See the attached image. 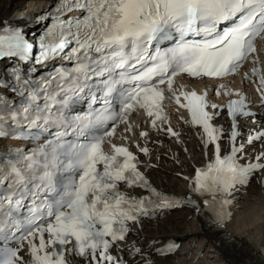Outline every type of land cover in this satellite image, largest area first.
<instances>
[{
	"label": "snow or ice",
	"instance_id": "1",
	"mask_svg": "<svg viewBox=\"0 0 264 264\" xmlns=\"http://www.w3.org/2000/svg\"><path fill=\"white\" fill-rule=\"evenodd\" d=\"M33 19L43 31L31 40L25 26L0 21V139L33 145L0 151V264H128L113 250L131 255L124 242L142 217L184 204L199 212L190 196L152 187L137 155L112 142L121 125L133 131L134 113L152 129L168 124L165 101L202 129L205 149L213 146L214 159L195 170L190 193L203 198L216 226L226 227L233 191L264 172V153L241 163L238 118L255 114L226 83L251 64L242 82L254 84L264 111L257 48L264 0H56ZM56 60L63 63L37 75L36 65ZM178 77L211 84L216 97H238L225 106L228 153L222 155L223 129L214 124L224 109L209 103L207 89L198 94L177 85ZM81 102L87 111L76 110ZM163 130L179 137L172 127ZM148 135L139 132L140 139ZM256 141L264 143V130L249 134L247 143ZM136 147L149 155L148 147ZM177 248L170 244L159 255Z\"/></svg>",
	"mask_w": 264,
	"mask_h": 264
},
{
	"label": "bare ground",
	"instance_id": "2",
	"mask_svg": "<svg viewBox=\"0 0 264 264\" xmlns=\"http://www.w3.org/2000/svg\"><path fill=\"white\" fill-rule=\"evenodd\" d=\"M53 1L36 0L38 6H33L29 12L46 7ZM24 4L25 0H0V21L6 23L19 18L20 13L16 12ZM169 114L170 125L179 132V137L169 135L163 130L166 129L164 125L158 124L157 129H152L149 123H145L136 128L137 120L136 127H132L131 141L127 144L139 156L143 171L147 172L158 189L185 195L190 189L195 170L212 160L214 151L211 145L208 149L204 148L202 129L184 122L187 112L177 111L173 106ZM258 118H261L260 123L264 127V116L261 114ZM214 124L223 129L220 140L223 155L228 150V127L222 112ZM249 126H239L240 137L249 133ZM137 131H147L149 135L140 139L135 137ZM126 137L127 134H123L117 140L124 143ZM137 144L148 147L149 155L140 153ZM260 153H264V143L259 141L257 145L246 148L243 160L247 161L248 155L252 160ZM230 211L232 218L227 222L224 234L211 231L203 219L186 209L167 214L161 217V221L143 222L132 228L124 242L131 254L133 250H139L143 255L131 256L128 251L120 253L116 250H113V254L127 257L128 264H143L145 260H152L153 264H264V172L256 173L247 188L234 193ZM229 227H235L234 234L229 233ZM171 241L179 242L177 251L167 257L158 256V249ZM257 246L261 248L260 251Z\"/></svg>",
	"mask_w": 264,
	"mask_h": 264
},
{
	"label": "rangeland",
	"instance_id": "3",
	"mask_svg": "<svg viewBox=\"0 0 264 264\" xmlns=\"http://www.w3.org/2000/svg\"><path fill=\"white\" fill-rule=\"evenodd\" d=\"M33 6H38L36 4V0H25V4L22 6L23 8L21 7V9H19L16 13H20L21 16L26 15L29 11L34 8ZM233 230L235 231V227H229V233L232 234ZM262 256L264 257V254Z\"/></svg>",
	"mask_w": 264,
	"mask_h": 264
}]
</instances>
